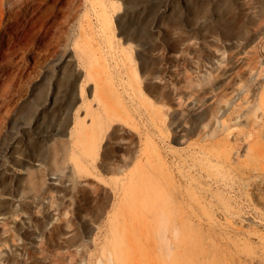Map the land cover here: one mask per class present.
<instances>
[{"label": "rangeland", "instance_id": "obj_1", "mask_svg": "<svg viewBox=\"0 0 264 264\" xmlns=\"http://www.w3.org/2000/svg\"><path fill=\"white\" fill-rule=\"evenodd\" d=\"M25 1L0 264H264V0Z\"/></svg>", "mask_w": 264, "mask_h": 264}, {"label": "bare ground", "instance_id": "obj_2", "mask_svg": "<svg viewBox=\"0 0 264 264\" xmlns=\"http://www.w3.org/2000/svg\"><path fill=\"white\" fill-rule=\"evenodd\" d=\"M42 0H27L25 1L24 3V10H28L30 12H32L34 10V8L36 7L37 3L40 2ZM50 1V0H49ZM48 1V2H49ZM53 1V0H51ZM6 0H0V48H2L3 46H5V43L8 42L9 40V37L12 36V30H13V27H9V25L7 24V22H2V14H3V8H4V4H5ZM45 5V4H44ZM46 6V5H45ZM15 8V7H14ZM23 10V11H24ZM35 14V13H34ZM36 15V14H35ZM4 20V18H3ZM15 22V20H14ZM13 22V23H14ZM13 25V24H12ZM15 28V27H14ZM16 29V28H15ZM14 29V30H15ZM14 32V31H13ZM15 34V33H13ZM17 35V34H16ZM22 35V34H21ZM63 36V34L61 35ZM16 37V36H15ZM10 42V40H9ZM60 43V42H59ZM15 44V43H14ZM7 46V45H6ZM55 46H57V44H55ZM12 47V46H11ZM5 48V47H4ZM8 48V47H7ZM51 49V48H50ZM3 53V52H2ZM1 57V56H0ZM5 57V56H4ZM6 64V63H5ZM9 70V69H8ZM10 71L11 68H10ZM21 72V71H19ZM25 74V73H24ZM23 74V77H25ZM33 76V75H32ZM29 79V78H28ZM22 80V78H21ZM28 81V80H27ZM21 82V81H20ZM26 83V82H24ZM19 85V84H18ZM21 88V87H20ZM182 263V261H175L174 264H180Z\"/></svg>", "mask_w": 264, "mask_h": 264}]
</instances>
